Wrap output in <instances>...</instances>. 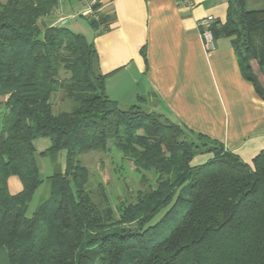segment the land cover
<instances>
[{"label": "trees", "instance_id": "16d2710c", "mask_svg": "<svg viewBox=\"0 0 264 264\" xmlns=\"http://www.w3.org/2000/svg\"><path fill=\"white\" fill-rule=\"evenodd\" d=\"M246 1L228 0L212 32L230 39L264 101V8L248 11ZM57 4L0 3V264H264V150L249 165L140 104L108 99L93 45L40 25ZM87 20L105 28L103 16ZM43 138L50 144L37 152ZM110 145L154 175L133 202L117 204L118 216L104 195L96 203L77 159ZM62 151L63 170L46 178L49 195L27 217L43 183L37 158L54 164ZM198 155L210 158L194 166ZM12 176L22 185L15 195Z\"/></svg>", "mask_w": 264, "mask_h": 264}, {"label": "crops", "instance_id": "0c3cea01", "mask_svg": "<svg viewBox=\"0 0 264 264\" xmlns=\"http://www.w3.org/2000/svg\"><path fill=\"white\" fill-rule=\"evenodd\" d=\"M180 1L99 0L105 28H91L86 18L90 30L89 39L84 38L96 52L105 95L121 108L140 104L219 142L251 165L264 150V101L243 78L230 39H214V50L206 52L199 36L203 18L211 15L224 23L228 0H192L190 8ZM80 10L79 0H58L40 25L77 33V19L85 17L73 16ZM209 158L198 155L191 164ZM8 190L12 195L22 190L17 177L8 179Z\"/></svg>", "mask_w": 264, "mask_h": 264}, {"label": "rangeland", "instance_id": "374dc122", "mask_svg": "<svg viewBox=\"0 0 264 264\" xmlns=\"http://www.w3.org/2000/svg\"><path fill=\"white\" fill-rule=\"evenodd\" d=\"M264 8V0H247L245 9L260 10ZM80 23L77 33L89 39L88 24L86 18H78ZM84 29V30H83ZM50 142L47 138L39 139L34 142L37 152L45 150ZM65 152H60L56 163L52 164L49 158H37L40 167V174L43 178L42 185L36 190L31 200L26 216L30 217L34 210L49 195V183L47 177L53 174L54 170H63ZM80 164L87 168L89 173V191L96 203L100 204L104 195L109 206H111L116 216H118L117 204L121 202H133L136 192L154 179L153 174L137 173L130 161L125 159L115 147L109 146L108 151H93L80 154L77 157ZM144 177V179H141ZM147 178L146 182L145 179ZM142 183V184H141ZM144 183V184H143Z\"/></svg>", "mask_w": 264, "mask_h": 264}, {"label": "built area", "instance_id": "2783aa9c", "mask_svg": "<svg viewBox=\"0 0 264 264\" xmlns=\"http://www.w3.org/2000/svg\"><path fill=\"white\" fill-rule=\"evenodd\" d=\"M81 3V10L73 17L83 16L87 19L98 21L100 19L99 0H79ZM178 5L181 7H192V0H181ZM216 22L215 18L211 15L203 18L198 22L199 36L202 46L206 52L214 50V37L212 26ZM65 22L62 20L61 25Z\"/></svg>", "mask_w": 264, "mask_h": 264}]
</instances>
